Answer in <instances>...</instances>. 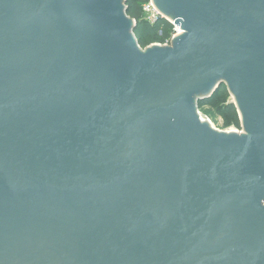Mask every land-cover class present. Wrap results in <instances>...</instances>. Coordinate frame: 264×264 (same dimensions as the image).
Instances as JSON below:
<instances>
[{"label": "water", "instance_id": "water-1", "mask_svg": "<svg viewBox=\"0 0 264 264\" xmlns=\"http://www.w3.org/2000/svg\"><path fill=\"white\" fill-rule=\"evenodd\" d=\"M152 3L0 0V264H264V0Z\"/></svg>", "mask_w": 264, "mask_h": 264}, {"label": "trees", "instance_id": "trees-1", "mask_svg": "<svg viewBox=\"0 0 264 264\" xmlns=\"http://www.w3.org/2000/svg\"><path fill=\"white\" fill-rule=\"evenodd\" d=\"M147 2L148 0H125L126 15L135 21L133 35L141 49H145L152 44H162L173 33V26L165 19H160L153 25L146 21L142 13V5ZM213 94L218 98L222 97L223 100H226L227 93L224 84H221ZM214 100L212 97L199 100L197 105L198 107H204L213 103ZM218 114L222 118V128L230 126L239 128L238 114L232 104L225 105Z\"/></svg>", "mask_w": 264, "mask_h": 264}, {"label": "rangeland", "instance_id": "rangeland-1", "mask_svg": "<svg viewBox=\"0 0 264 264\" xmlns=\"http://www.w3.org/2000/svg\"><path fill=\"white\" fill-rule=\"evenodd\" d=\"M224 87L226 88V93H227L226 100H223L222 97L218 98L216 95L212 94L211 97L215 99L214 102L204 107H198L197 111L202 117V119H204L210 124V127L218 131H221V132L233 131V132H237L240 134H245L244 125L242 123L241 115L239 114V111L237 109L235 97L232 94V92L229 90L227 85L224 84ZM227 104H232L235 107L236 112L238 114V118H239V128H236L234 126H230L228 128H222V118L218 114V112H220L224 108V106Z\"/></svg>", "mask_w": 264, "mask_h": 264}, {"label": "built area", "instance_id": "built-area-1", "mask_svg": "<svg viewBox=\"0 0 264 264\" xmlns=\"http://www.w3.org/2000/svg\"><path fill=\"white\" fill-rule=\"evenodd\" d=\"M142 13L144 14V17L147 22H149L151 25L155 24L160 19L167 20L153 5L152 0H148L147 3L142 5ZM172 26H173V33L171 34L170 38L166 40L164 43L159 44L161 46H168L171 44L172 39L178 35L179 28L175 26V24L167 20Z\"/></svg>", "mask_w": 264, "mask_h": 264}, {"label": "bare ground", "instance_id": "bare-ground-1", "mask_svg": "<svg viewBox=\"0 0 264 264\" xmlns=\"http://www.w3.org/2000/svg\"><path fill=\"white\" fill-rule=\"evenodd\" d=\"M181 33V30L179 29V33L178 34H180Z\"/></svg>", "mask_w": 264, "mask_h": 264}]
</instances>
